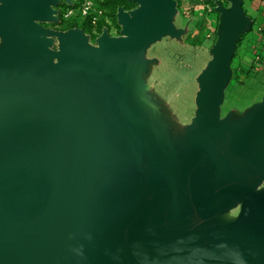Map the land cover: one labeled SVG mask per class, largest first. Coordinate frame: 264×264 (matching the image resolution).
I'll list each match as a JSON object with an SVG mask.
<instances>
[{
  "label": "water",
  "instance_id": "1",
  "mask_svg": "<svg viewBox=\"0 0 264 264\" xmlns=\"http://www.w3.org/2000/svg\"><path fill=\"white\" fill-rule=\"evenodd\" d=\"M127 1L140 6L132 15L117 9L122 36L102 34L95 51L100 62L84 64L89 50L81 30L68 31L55 53L38 24L55 21L51 8L59 0H2L0 264H97L94 247L75 233L79 217L67 223L82 214L80 189L72 184L56 190L54 181L60 172L89 176L106 138L84 151L75 145L49 151L73 134L86 133L99 108L139 83L144 67L136 59L151 44L183 35L171 23L172 0ZM229 2L230 10L217 9L221 33L208 68L197 78L196 116L185 136L190 158L167 184H152L153 168L141 180L144 204L133 264H193L209 220L243 202L264 181V98L256 117L239 128L224 132L219 122L236 44L252 25L243 0ZM254 232L243 250L216 253L207 264H264L261 217Z\"/></svg>",
  "mask_w": 264,
  "mask_h": 264
},
{
  "label": "rangeland",
  "instance_id": "2",
  "mask_svg": "<svg viewBox=\"0 0 264 264\" xmlns=\"http://www.w3.org/2000/svg\"><path fill=\"white\" fill-rule=\"evenodd\" d=\"M82 1L69 0L67 5L65 0H59L51 8L55 21L38 24L48 32L49 49L55 53L62 49L61 38L68 31L81 30L89 50L83 63H99L95 53L99 37H120L122 27L117 12L115 21L106 16V22L97 25L65 15L64 9L77 7ZM172 1L171 23L183 35L179 39L164 36L151 44L136 59V64L144 67L139 83L114 94L111 101L99 108L86 133L73 134L49 151H69L72 145L84 151L100 138H106L89 176L60 172L54 181L56 190L73 187L72 184L80 189L78 202L82 204V214H73L67 223L79 217L75 233L94 247L97 264H133L135 227L144 204L140 194L142 178L153 168L152 184H167L190 158L185 136L196 116L197 78L208 68L211 49L221 33L217 9L230 10L231 3ZM243 1L244 15L252 25L236 44L230 78L223 87L218 114L224 132L256 117L264 98V3ZM129 3L131 8L123 12L132 15L140 4ZM256 217L264 221V181L243 202L209 220L198 237L193 264H207L219 252L231 255L243 250L255 235Z\"/></svg>",
  "mask_w": 264,
  "mask_h": 264
},
{
  "label": "built area",
  "instance_id": "3",
  "mask_svg": "<svg viewBox=\"0 0 264 264\" xmlns=\"http://www.w3.org/2000/svg\"><path fill=\"white\" fill-rule=\"evenodd\" d=\"M260 1L264 3V0ZM100 3L101 0H83L77 7L64 9V13L72 19H82L91 25H97L106 22V11Z\"/></svg>",
  "mask_w": 264,
  "mask_h": 264
},
{
  "label": "trees",
  "instance_id": "4",
  "mask_svg": "<svg viewBox=\"0 0 264 264\" xmlns=\"http://www.w3.org/2000/svg\"><path fill=\"white\" fill-rule=\"evenodd\" d=\"M177 1L179 2L180 0ZM205 1L207 4H213L211 0ZM100 5L106 11V16H108L112 21H115V16L118 8L122 7L124 9H129L132 6V4L127 0H101Z\"/></svg>",
  "mask_w": 264,
  "mask_h": 264
},
{
  "label": "crops",
  "instance_id": "5",
  "mask_svg": "<svg viewBox=\"0 0 264 264\" xmlns=\"http://www.w3.org/2000/svg\"><path fill=\"white\" fill-rule=\"evenodd\" d=\"M243 5H244V1H243Z\"/></svg>",
  "mask_w": 264,
  "mask_h": 264
}]
</instances>
